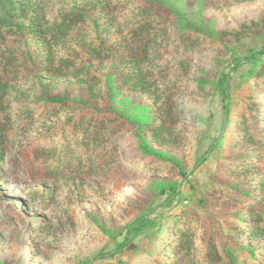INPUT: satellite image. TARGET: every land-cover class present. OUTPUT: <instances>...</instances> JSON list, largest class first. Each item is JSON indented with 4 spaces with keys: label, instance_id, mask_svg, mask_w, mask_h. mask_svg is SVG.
<instances>
[{
    "label": "rangeland",
    "instance_id": "374dc122",
    "mask_svg": "<svg viewBox=\"0 0 264 264\" xmlns=\"http://www.w3.org/2000/svg\"><path fill=\"white\" fill-rule=\"evenodd\" d=\"M111 1L126 6L111 9L109 13L114 16L108 21L102 15L101 33L109 44L131 41L129 30L142 16L138 6L146 7V3ZM44 3L47 16L54 20L59 8L91 5V0ZM170 3L203 23L209 33L185 30L180 25L181 19L168 6L151 11L148 19L154 21L151 36L156 38L157 50L141 67L156 94L141 91L134 94L123 88L115 104L123 109L128 107L131 115L146 109L157 123L165 116L163 108L170 107L172 116L167 119L168 130L162 134V143L155 142L152 134L147 135L155 149L180 161L188 180L172 161L141 152L135 137L136 124L126 121L111 126L108 117L106 125L95 129L97 149L108 157L104 171L88 178L76 176L72 171L76 161L72 158L84 153L79 124L82 118H74L80 109L72 103L32 125L20 121L16 97L18 92L31 89L34 74L22 66L21 77L16 78L19 91L14 89L3 102L7 107L1 106L10 109L11 115L12 127L5 144L16 150L29 149L30 143L43 142L52 136L56 126L74 127L67 138L55 142L62 159L57 162L63 166L61 179L31 180L27 178L25 163L17 164L14 172L12 166L6 168L5 177L0 180V263L80 264L100 251L114 250L125 238V225L143 215L149 217L151 227L135 236L125 252L95 260L93 264H192L204 259L210 240L213 248H221L220 239L228 238L226 244L231 248L237 244L235 249L244 258L249 253L239 246L241 243L255 248L258 254L264 251V235L252 236L248 230L252 222L251 204L239 190L255 191L258 183L254 179V163L264 152V120L258 119L264 116V79L247 78L249 65L233 70L231 63L236 51L262 46L264 0H170ZM223 32L229 36L222 37ZM93 33V24H85L77 29L76 37L88 43ZM44 41L40 36L28 40L38 51L43 50ZM20 42L7 36L0 51L15 43L24 50ZM70 48L68 45L54 49L58 72L54 75L47 72L52 91L66 94L72 101L90 100L108 106L104 84L110 61L106 57L94 59L96 68L83 76L87 82L80 83L82 75H71L64 66L60 68V58L70 53ZM81 55L72 59L79 64ZM223 71L231 76L232 108L230 121L222 132L224 97L216 82ZM41 73L45 75V69ZM126 97L131 99L130 105L123 102ZM136 104L144 107L136 109ZM7 110L0 109L2 119ZM220 133V145L209 151ZM201 157L205 161L197 165ZM170 183L181 184V192L167 200L171 188L164 192L161 188ZM232 239L236 242L232 243ZM252 260L255 264L256 260Z\"/></svg>",
    "mask_w": 264,
    "mask_h": 264
},
{
    "label": "trees",
    "instance_id": "16d2710c",
    "mask_svg": "<svg viewBox=\"0 0 264 264\" xmlns=\"http://www.w3.org/2000/svg\"><path fill=\"white\" fill-rule=\"evenodd\" d=\"M44 1L0 0V45L6 42L7 36H14L15 40H20V43L24 47V50H21L15 43V45H11V47L7 46L0 51V109L7 110V106L3 102L5 99H9L14 89L17 90L16 84L18 82L16 78L17 76L21 77V67L27 66L34 74L31 79V89L18 92L16 97L18 101L16 115L20 121L23 120L26 124L32 125L43 117H51L58 114L61 108H65L67 105L72 106V103L74 106H77L78 110L80 109L74 115V118H82L79 124H82L81 133L84 137L82 141L84 153L79 155L74 154L72 158L76 161L75 167L72 169L76 176L88 178L96 172L104 171V161L108 157L107 153L97 149L99 145H97L98 136L95 129L103 124L106 125L104 121L108 117V124L111 126H118L126 121L136 124L135 137L138 140L141 152L146 155L157 156L162 160L172 161L179 168L185 179L188 180V173L184 170L180 161L155 149L150 144L147 135L152 134L155 142L162 143V134L168 130V125H166L168 124L167 119L172 116L170 107L163 108L162 112L165 116L157 123L151 119L148 110H141L139 113L131 115L130 109L128 107L125 109L118 107L115 104V99L117 95L122 93L121 90L123 88L134 94L140 91L156 94V91L151 89L152 82L141 67V65L147 63L156 54L157 50L155 45L156 38L151 36L154 21L148 19L151 11L168 6L181 19L180 25L182 28L208 34L209 32L204 27V24L196 22L194 17L188 13H182L180 9L170 3V0H142L143 3H146V7L138 6L141 9L140 14L142 16L138 20V23L133 25L129 30L131 41L125 39L117 44H109L107 42L108 38L101 33V17L102 15L107 16L106 20L108 21L114 16V13L110 14L109 11L111 9H123L126 6L125 4L114 3L111 0H91V5L74 4L71 7L64 6L59 8L57 17L52 20L47 16ZM93 10L98 11L92 13ZM91 23L94 26V36L90 38L88 43L84 39H77V29ZM256 25L258 26V24ZM240 33L238 32V36ZM32 36L44 38L43 50L38 51V49L29 44V37ZM221 36L227 38L229 35L223 32ZM68 45L71 46L69 49L70 53L60 58V68L64 66L65 69L71 72V75H82L81 80H79L80 83L87 82L83 76H88L89 72L96 68L93 62L94 59L106 57L110 61L111 66L105 72L104 84L108 92V106L103 107L90 100L77 101L73 99L72 101L66 94L52 91L47 72L51 71L54 75L57 74L59 68H57L58 62L55 59L54 49H58L59 47L66 48ZM82 52L84 55H81ZM80 55L81 62L78 64L72 57L78 58ZM231 61L233 70L244 65H249L247 70V76L249 77L247 78L264 79V39L260 47L254 45L245 51H236L233 53ZM43 69H45V75L41 73ZM230 80V72L223 71L216 82L224 97L225 119L222 125V132L227 128L231 118L232 84ZM97 96L100 95L98 94ZM123 102L126 105H130L131 99L126 97ZM1 106L6 107L3 108ZM141 106L144 107L143 104H136V109ZM10 118V109L6 111L5 119L0 117V180L5 177L8 166H12L14 172L16 171L15 166L19 163H25L23 166L29 172L27 178L31 180L61 179L62 172L60 170L63 166L57 162H60L62 159H60V155L56 151L57 145H55V142L67 138V135L70 134L74 126L69 124L56 126L53 130V135L45 138L43 142L38 140L30 143L29 146L31 148L29 149L27 147H20L16 150L14 146L8 147L5 144V140L8 138V131L12 127L9 123ZM258 119L264 120V116ZM257 136H259V133ZM221 139L222 133L210 145L209 151L214 147H218ZM217 141L219 142L217 143ZM102 144L100 142L101 146ZM262 145L264 147V142ZM30 154H32L31 159ZM204 161L205 157H201L197 165L202 164ZM254 164H256L254 179L258 180L255 186L256 190L254 191V188L239 190L242 196H245L246 200L251 204L252 222L249 223L248 230L252 236L257 237L264 235V152L257 159V163L255 162ZM180 185L179 183L167 184L162 186L161 192H164L166 188H171L172 193L167 200H172L180 194ZM233 192L237 191L234 190ZM151 226V220L147 215L139 217L138 220L125 225V238L114 250L100 251L92 258L86 259L80 264H93L95 260L110 258L118 252H125L124 250L134 241L135 236H138L144 229ZM229 240V238L220 239V243H222L221 248H213L212 240H210L206 246L207 250L204 253V259L192 264H251V261L254 264L252 259L256 260L255 264H264V251L258 254L255 248L241 243L239 246L249 253L244 258V256H241L240 251L235 249L237 244H232V248L226 244ZM231 242L235 243L236 241L232 239Z\"/></svg>",
    "mask_w": 264,
    "mask_h": 264
}]
</instances>
